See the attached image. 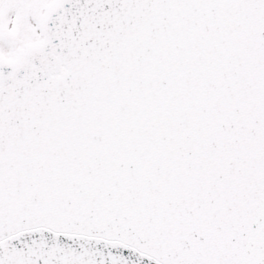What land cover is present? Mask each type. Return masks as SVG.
<instances>
[{
  "label": "snow or ice",
  "instance_id": "snow-or-ice-1",
  "mask_svg": "<svg viewBox=\"0 0 264 264\" xmlns=\"http://www.w3.org/2000/svg\"><path fill=\"white\" fill-rule=\"evenodd\" d=\"M0 264H264V0H0Z\"/></svg>",
  "mask_w": 264,
  "mask_h": 264
}]
</instances>
